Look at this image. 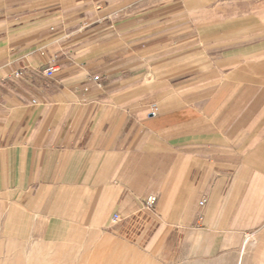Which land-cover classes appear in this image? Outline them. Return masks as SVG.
<instances>
[{
    "label": "crops",
    "instance_id": "1",
    "mask_svg": "<svg viewBox=\"0 0 264 264\" xmlns=\"http://www.w3.org/2000/svg\"><path fill=\"white\" fill-rule=\"evenodd\" d=\"M252 238L264 0H0V247L241 264Z\"/></svg>",
    "mask_w": 264,
    "mask_h": 264
},
{
    "label": "rangeland",
    "instance_id": "2",
    "mask_svg": "<svg viewBox=\"0 0 264 264\" xmlns=\"http://www.w3.org/2000/svg\"><path fill=\"white\" fill-rule=\"evenodd\" d=\"M76 253L64 250L63 256H60L56 255L52 247L19 246L8 248L3 246L0 247V264H85L76 262L77 259L80 261L86 259L79 251L78 256H75ZM239 259L241 264H264V239H249L246 246L241 250Z\"/></svg>",
    "mask_w": 264,
    "mask_h": 264
},
{
    "label": "built area",
    "instance_id": "3",
    "mask_svg": "<svg viewBox=\"0 0 264 264\" xmlns=\"http://www.w3.org/2000/svg\"><path fill=\"white\" fill-rule=\"evenodd\" d=\"M55 67H49L47 69H45L42 73L45 77H51L53 75V73L55 72ZM20 73H17L15 76L18 77L20 76ZM92 80L96 81L98 79L97 76H93L91 77ZM154 105L152 106V110H154ZM151 114L153 115V111L151 112ZM156 203V197L155 196H150L146 199V201L144 202V206L146 209H152L154 207ZM200 205H203V202H200ZM118 216L114 215L113 220H117Z\"/></svg>",
    "mask_w": 264,
    "mask_h": 264
}]
</instances>
